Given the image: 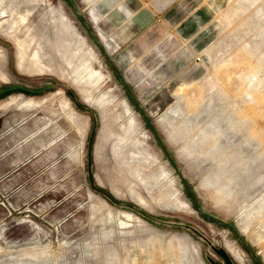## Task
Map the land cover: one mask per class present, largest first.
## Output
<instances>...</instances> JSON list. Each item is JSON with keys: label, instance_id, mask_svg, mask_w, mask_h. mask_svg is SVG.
I'll return each instance as SVG.
<instances>
[{"label": "rangeland", "instance_id": "obj_1", "mask_svg": "<svg viewBox=\"0 0 264 264\" xmlns=\"http://www.w3.org/2000/svg\"><path fill=\"white\" fill-rule=\"evenodd\" d=\"M0 27V88L50 85L0 94V264H264V0H0Z\"/></svg>", "mask_w": 264, "mask_h": 264}, {"label": "water", "instance_id": "obj_2", "mask_svg": "<svg viewBox=\"0 0 264 264\" xmlns=\"http://www.w3.org/2000/svg\"><path fill=\"white\" fill-rule=\"evenodd\" d=\"M76 13L79 14L80 12L76 11ZM49 87H50V85L44 86V87L39 88V89H33V88H28V87H25V86H21V85H12V86H8V87H5V88L1 89L0 93H3V92L8 91V90H13V89H21V90H24V91H27V92L35 93V92H39L41 90L47 89ZM169 224L176 225V226H179V227H184L186 229L192 230V228L190 226H188V225H186L184 223H173L172 222V223H169ZM194 234H197V232L194 231ZM210 264H219V263L211 260Z\"/></svg>", "mask_w": 264, "mask_h": 264}, {"label": "crops", "instance_id": "obj_3", "mask_svg": "<svg viewBox=\"0 0 264 264\" xmlns=\"http://www.w3.org/2000/svg\"><path fill=\"white\" fill-rule=\"evenodd\" d=\"M1 29H2L4 32H3ZM0 31H1L2 33L5 34V30H4L2 27H0ZM10 35H11V34H10ZM10 35H9V36H10ZM6 36H7V35H6ZM0 63H1V59H0Z\"/></svg>", "mask_w": 264, "mask_h": 264}, {"label": "flooded vegetation", "instance_id": "obj_4", "mask_svg": "<svg viewBox=\"0 0 264 264\" xmlns=\"http://www.w3.org/2000/svg\"><path fill=\"white\" fill-rule=\"evenodd\" d=\"M13 85H16V84H13ZM8 86H12V85H8ZM8 86H5V87H8ZM5 87H3V88H5ZM3 88H0V90L1 89H3ZM6 92V91H5ZM4 93V92H3ZM3 93H0V94H3Z\"/></svg>", "mask_w": 264, "mask_h": 264}, {"label": "bare ground", "instance_id": "obj_5", "mask_svg": "<svg viewBox=\"0 0 264 264\" xmlns=\"http://www.w3.org/2000/svg\"><path fill=\"white\" fill-rule=\"evenodd\" d=\"M96 34L98 35V37H99L100 41H102V40H101V38H100V36H99V34H98V32H96ZM102 43H103V41H102ZM103 44H104V43H103Z\"/></svg>", "mask_w": 264, "mask_h": 264}]
</instances>
